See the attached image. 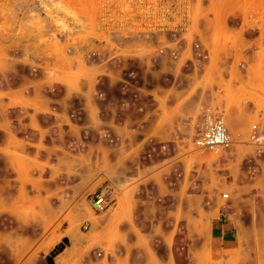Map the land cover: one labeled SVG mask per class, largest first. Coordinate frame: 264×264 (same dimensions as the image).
I'll return each instance as SVG.
<instances>
[{"label": "rangeland", "instance_id": "374dc122", "mask_svg": "<svg viewBox=\"0 0 264 264\" xmlns=\"http://www.w3.org/2000/svg\"><path fill=\"white\" fill-rule=\"evenodd\" d=\"M216 2L214 14L243 22L242 33L235 38L213 36L204 43L196 36L194 23L199 0H0V122L3 115L11 125L12 154L31 164L21 182L18 170L6 180V170L0 169V241L29 237L31 252L32 239H45L33 257L47 264V257L68 244L74 227L89 229L88 221H78L76 213L104 212H93L90 206L91 193L111 184L102 175V164L113 153L102 144L101 116L120 104H131L138 85L163 89L172 75L165 70V53L183 49L189 55L206 48L236 56L228 82L217 89L215 104L196 115L178 114L186 121L180 129L185 144L194 147L207 113L222 116L227 127V112L241 99L254 102L249 130L252 124L264 129L256 116L264 112L262 54L256 41L264 0H234L236 9L228 1ZM188 20L194 26H188ZM186 60L189 57L167 60L179 64L175 75L184 85L196 79L195 72H181L182 66L188 67ZM158 64L161 69L155 68ZM242 66L252 71L254 79L235 87L231 82ZM107 83L121 85L115 97L107 95ZM11 90L18 91L13 105L5 102ZM3 133L0 130V142ZM232 140L216 152L199 150L201 160L212 164L223 180L230 172L243 176L248 150H264L251 144L248 135ZM16 192L25 199L5 207L1 198ZM8 252L0 249L2 255Z\"/></svg>", "mask_w": 264, "mask_h": 264}, {"label": "crops", "instance_id": "0c3cea01", "mask_svg": "<svg viewBox=\"0 0 264 264\" xmlns=\"http://www.w3.org/2000/svg\"><path fill=\"white\" fill-rule=\"evenodd\" d=\"M199 1L194 23L196 36L204 43L213 36L235 38L242 33L243 22L214 14L216 0ZM225 1L230 7L234 4V0ZM233 7L236 9V3ZM194 23L186 22L191 27ZM183 57L189 60L181 72L196 73V79L187 85L175 75L179 64L167 62ZM235 57L233 52L206 48L189 55L183 49L165 53V70L172 75L163 89L153 84L138 85L131 104H120L114 112L101 116L102 144L113 153L103 162L102 175L111 181L115 200L103 213L91 215L83 210L75 214L90 227L87 231L74 227L68 244L51 256L53 264H264V150H248L243 176L230 172L223 180L180 134L186 121L178 114L196 115L214 105L217 89L228 82ZM226 58V64L222 63ZM158 65L155 68H160ZM235 73L231 82L235 87L254 79L246 66ZM120 87L119 83H107V95L115 97ZM189 90L193 92L190 96ZM15 92L11 90L6 103L12 104ZM252 104L241 99L238 106L228 110L227 129L232 139L247 137L249 121L254 117ZM112 107L109 103L108 109ZM2 116L0 169L6 170V180L18 170L23 174L18 178L21 182L31 172V164L24 156L12 154L13 140H8V135L13 132L9 120ZM256 116L264 126V112L258 111ZM233 153L236 155V148ZM22 199L25 197L19 192L1 198L5 207ZM35 240H31V252L29 237L0 241V249L10 250L0 253V264H42L33 257V251L45 239ZM80 251L85 255H78Z\"/></svg>", "mask_w": 264, "mask_h": 264}, {"label": "built area", "instance_id": "2783aa9c", "mask_svg": "<svg viewBox=\"0 0 264 264\" xmlns=\"http://www.w3.org/2000/svg\"><path fill=\"white\" fill-rule=\"evenodd\" d=\"M256 41L262 54L261 71L264 72V17L257 24ZM249 141L257 147H264V129L257 124H252L248 133ZM227 127L222 116L216 112L207 113L198 134L193 140V145L198 150L216 152L232 144ZM113 189L110 183H105L90 195V206L93 211L102 212L114 203ZM226 196V193L222 194ZM86 227V225H84Z\"/></svg>", "mask_w": 264, "mask_h": 264}, {"label": "water", "instance_id": "95a60500", "mask_svg": "<svg viewBox=\"0 0 264 264\" xmlns=\"http://www.w3.org/2000/svg\"><path fill=\"white\" fill-rule=\"evenodd\" d=\"M46 262H47V264H53V263H52V260H51V257H47V258H46Z\"/></svg>", "mask_w": 264, "mask_h": 264}]
</instances>
